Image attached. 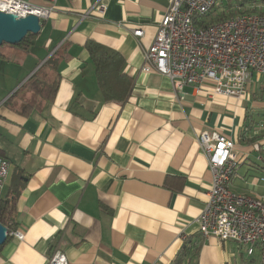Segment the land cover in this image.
<instances>
[{
    "label": "crops",
    "instance_id": "0c3cea01",
    "mask_svg": "<svg viewBox=\"0 0 264 264\" xmlns=\"http://www.w3.org/2000/svg\"><path fill=\"white\" fill-rule=\"evenodd\" d=\"M25 1L50 13L23 44L0 45V157L10 163L0 199L17 190L10 231L24 233L7 236L0 264H46L54 248L68 264H259L258 252L199 234L211 173L197 136L231 138L228 188L264 200V74L253 71L239 97L209 82L178 95L141 70L171 0ZM232 4L264 13V0L216 13ZM88 40L122 56L125 100L104 99ZM36 75L55 91L24 87Z\"/></svg>",
    "mask_w": 264,
    "mask_h": 264
},
{
    "label": "built area",
    "instance_id": "2783aa9c",
    "mask_svg": "<svg viewBox=\"0 0 264 264\" xmlns=\"http://www.w3.org/2000/svg\"><path fill=\"white\" fill-rule=\"evenodd\" d=\"M230 1L171 0L151 45L143 53L141 70L168 77L178 95L185 85L198 90L209 82L214 94L242 96L251 73L264 74V13L243 11L202 22ZM94 6L103 11V4ZM0 11L17 17L33 14L39 22L50 13L49 8L25 0H0ZM132 33L140 37L143 31L133 29ZM197 142L211 173L207 200L196 219L200 236L232 241L247 256L258 252L259 264H264V200L228 188L237 164L234 141L212 129L200 132ZM9 170V161L0 157V193ZM10 234L18 240L24 238L18 230H8L7 236ZM46 264H68V260L62 250L54 248Z\"/></svg>",
    "mask_w": 264,
    "mask_h": 264
},
{
    "label": "trees",
    "instance_id": "16d2710c",
    "mask_svg": "<svg viewBox=\"0 0 264 264\" xmlns=\"http://www.w3.org/2000/svg\"><path fill=\"white\" fill-rule=\"evenodd\" d=\"M232 5L233 6H227V11L222 10V14L216 13L214 15H206L202 19V22H214L221 18L243 12L239 4ZM211 16L213 17L211 18ZM209 17L211 19H208ZM30 35L32 34H27L18 44H23ZM86 47L94 65L96 79L104 99L116 101L125 100L130 92L131 79L121 72V66L123 64L122 56L116 50L98 44L92 40L87 41ZM41 82L40 78L36 75L30 78L24 87L34 92L49 93L52 89L55 91L56 82L53 84ZM16 193L17 190L14 189L9 197L0 199V223L4 225L7 230L12 228L13 205Z\"/></svg>",
    "mask_w": 264,
    "mask_h": 264
},
{
    "label": "water",
    "instance_id": "95a60500",
    "mask_svg": "<svg viewBox=\"0 0 264 264\" xmlns=\"http://www.w3.org/2000/svg\"><path fill=\"white\" fill-rule=\"evenodd\" d=\"M41 24L36 15L29 14L17 17L12 13L0 11V45L2 43L18 44L27 34H36L40 31ZM7 229L0 223V246L7 239Z\"/></svg>",
    "mask_w": 264,
    "mask_h": 264
},
{
    "label": "rangeland",
    "instance_id": "374dc122",
    "mask_svg": "<svg viewBox=\"0 0 264 264\" xmlns=\"http://www.w3.org/2000/svg\"><path fill=\"white\" fill-rule=\"evenodd\" d=\"M208 17V16H207ZM213 16H211V18H212ZM210 17L208 18V19H211ZM239 248H241V247H239ZM242 249V248H241Z\"/></svg>",
    "mask_w": 264,
    "mask_h": 264
}]
</instances>
